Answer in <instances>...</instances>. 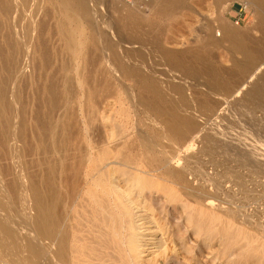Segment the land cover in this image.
<instances>
[{"label":"rangeland","instance_id":"374dc122","mask_svg":"<svg viewBox=\"0 0 264 264\" xmlns=\"http://www.w3.org/2000/svg\"><path fill=\"white\" fill-rule=\"evenodd\" d=\"M14 1H18L17 8L12 6ZM69 4L65 5L61 0H0V86L12 73L7 95L12 105L11 113L15 119L21 115L19 100L25 107L27 123L26 136L23 135L20 140L16 136V120L5 129L3 111L0 109L1 198L11 205L13 213L19 217L15 204L16 189L24 184L26 191H29L31 176H36L41 185L44 183L46 166L43 164L40 168L39 156L30 153L33 143H37L42 133L39 134V121L33 120L37 118L34 117L36 111H40L37 108L42 110L43 107L44 112L40 111L43 118L48 121L51 115L49 122L59 124L57 126L61 131L67 133L68 130L75 134V139L72 137L74 140H70L74 146L79 143L78 146H84L86 141L94 146L96 136L92 135V131L104 125L110 128L114 121L116 132L128 130L124 135H127L129 142L135 139L131 144L138 145L140 150L151 149L153 153L150 152L149 157L154 166H164L166 172L165 180H160L151 191H147L152 199L147 215L154 217L156 213V220L162 218L163 224L168 225L166 234L158 236L167 240L165 246L168 248L165 262L160 258L159 263L264 264V101L247 100L244 94L237 96V83L243 78V66L247 63L242 52L236 49L224 32L226 27L235 29L239 39L262 54L261 73L251 84L259 81L264 76V26L257 22L254 9L249 8L252 11L249 17L237 24L240 17L238 10L246 6L245 0H183L179 10L170 9L165 0H70ZM83 4L93 16L84 15ZM164 4L165 7H162ZM67 10L72 14L70 20L64 14ZM70 30L77 37L76 43L79 45L76 44V48L71 47ZM210 36L220 40V45L206 46ZM159 51L182 56L188 60V67H197L199 73L189 74L186 67L169 72V65L163 67L158 64ZM196 52H200V58L192 63V55ZM143 54L148 60L138 63L140 77L150 76L146 63H149L148 66L153 63L154 68L166 69L172 78L179 81L183 94L172 93L167 103L176 104V115L189 114L197 122L196 131L189 141L183 142L178 135H170L164 128L169 113L160 115L143 100L146 95L142 91V84L138 83L139 74L130 64L133 58L143 57ZM154 56L159 59L158 62L156 59V65ZM119 61L125 63L127 77H123L118 70L116 64ZM118 76H121L119 80ZM154 78L155 81L160 80L158 74ZM263 81L259 83L264 84ZM98 82L100 89L96 86ZM51 85L56 86L55 96L64 103L60 107L62 110L48 111ZM163 85V89L168 88L166 82ZM130 88L133 93L129 94ZM132 95L136 96L133 98ZM84 96L87 100H83ZM102 97L106 104L102 102ZM128 97H132L133 101ZM122 111L125 114H121ZM87 122L97 124V127ZM5 138L10 146L4 143ZM18 151L24 172L29 177L25 180L21 179ZM165 163L169 168L167 170L163 165ZM177 168L185 169L183 182L177 173L174 174ZM186 182L196 190L193 196L188 194ZM206 193L215 195V205H206ZM212 214L216 218H212ZM2 233L1 244L6 246ZM153 256L145 258L147 260ZM5 259L3 264H7Z\"/></svg>","mask_w":264,"mask_h":264},{"label":"bare ground","instance_id":"6f19581e","mask_svg":"<svg viewBox=\"0 0 264 264\" xmlns=\"http://www.w3.org/2000/svg\"><path fill=\"white\" fill-rule=\"evenodd\" d=\"M25 1L26 0H24V2ZM61 1L65 5H70V0ZM14 2L15 3L12 4V6L17 8L18 1ZM29 2L31 3V1H28V3ZM165 2L167 6L170 7V9L172 10H179L183 5V0H165ZM77 4H79V2H77ZM245 4L249 8L254 9L255 18L257 22L264 26V0H245ZM14 7H12V9ZM28 7L30 6L28 5ZM162 7H165V4ZM82 12L84 13V15H92L91 10L85 8L84 4ZM64 14L68 20L71 19L72 14L68 10L64 11ZM90 20L88 19V21ZM226 28L224 29L225 36L232 41L237 50L242 52L243 57L245 58L247 63L246 66H243V78L237 83V89L235 91L237 93V96L244 94L247 100L264 101V84L259 83V81L264 80V76H261L259 81L255 82L254 84H251L253 83L251 81H254L253 79L259 77L258 75L261 73L260 61L262 54H259L253 48L248 47L241 39H239L240 37L238 36V33L235 31V29L232 30L233 28ZM29 30L31 31L32 29ZM69 35L72 43L71 47L76 48L75 45L78 44L76 43L77 37H75L73 31L71 30ZM262 42L264 44V38ZM219 45L220 40L216 39L215 37L210 36L207 39L206 46L217 47ZM157 54L159 56L158 58L160 59L159 61V59L156 58L157 62L159 61L158 64L163 67L169 65V72L173 71V69L186 67L189 74H192V72L194 74L199 73L197 67H188V60H184L180 55H170L168 52L162 53L160 51ZM145 55L146 54H143V57H136L130 61V64L134 68V72L136 74H139L140 81H138V83L140 82V84H142V91L146 95L145 96L144 94H142L146 98L145 99L142 96L144 98L143 100H146L150 107L153 106L154 108H152L151 110H155L158 114L160 113L161 115L169 113L170 116L168 117L166 122H164L166 124V127H163L165 129L167 128L170 135H173V137L178 135L183 142H185L187 139L189 141L193 132L196 131L195 128L197 126V122H195L192 115H176V104L171 103L169 105L167 103L172 93L176 92L180 93L181 95L183 94V89L180 87L179 81H176V78H172L173 76H171L170 73L166 72V69L163 68L162 70H159L158 67L154 68L156 66L153 67L152 62V67L148 66L149 63H146V68L148 69L150 76L148 78L140 77L141 75L139 73L140 68L138 63L140 60H145L146 62L147 58L145 59ZM116 58L118 59V56ZM192 58V63L197 61L195 59L200 58V52L194 53L192 55ZM9 59L10 58L8 57V60ZM156 59L154 61V64L156 62ZM116 66L118 67V70L122 72L123 77L128 76V73L125 72L126 65L124 62L119 61ZM114 67L113 70L115 69ZM12 68L14 67L12 66ZM110 70L112 72V69ZM117 74L119 75L118 72ZM156 74L159 75L160 80L158 79L157 81H155L156 78L153 79V76H155ZM12 77L13 74L11 73L9 79L3 85L0 86V109L2 108V114L4 115L3 127H6L5 129H7V127H10L12 122L16 120V124L18 125L16 130V136L21 140L23 138V135L26 134L25 130L27 129H25V124H27L25 121L26 119L24 118L25 107L21 104L22 102H19V100L17 101L21 107V115L19 117H16L15 119L11 113L12 105L7 99L8 83L10 82ZM213 77L215 78V76ZM119 78H121V76H118V80ZM249 78H251V80H248ZM99 82L96 84V86L98 85V87L99 85H101ZM163 82L167 83V89H163ZM53 85H51L49 92V94L51 93L52 95L50 94L51 96L49 97L51 98H49L48 101V106H50L48 111L52 110V112L53 110L60 108L64 104L61 98H58L57 95L55 96L54 87L56 86L52 87ZM67 85L69 86V84ZM59 88L60 87H58V89ZM58 89L56 94H58ZM85 89L83 93H85ZM96 89L98 91L100 87L99 89ZM105 90L106 89L103 90V93ZM133 91L130 88V91L128 92L130 94V92L133 93ZM71 92L73 93V91ZM61 93H63V91ZM140 95L139 97H141ZM107 96H110L111 98V95L108 94ZM107 96H105V98ZM103 98L104 97L101 98L102 102ZM131 98L128 97V100ZM132 99L131 101H133ZM83 100H87L86 97ZM43 101L44 100H42V102ZM98 102L99 101H97L96 103ZM134 102H136V100ZM103 103L106 104L105 101ZM133 103L131 104L134 105ZM165 103L168 105H166ZM66 104L68 103L66 102ZM155 104L157 106H155ZM148 105L146 106L148 107ZM48 106L46 104V107ZM144 109H146V107ZM37 110H40L42 112L43 107L42 110L38 108ZM40 111H36V116L34 117L37 118H34L33 120L36 119L39 121V125L37 123L36 124L40 127L39 130L41 129L39 131V134L41 131L42 133L40 137L38 136L36 144L32 142L34 146H32V148L30 147V153L39 156L38 166L40 168L43 164H45V180L44 183L41 185V182L37 180L36 176H31V184L29 191H26V189L24 188V184L22 185L19 182L22 186H19V188H17L15 191V204L16 208L19 210V217L15 216L12 211L13 208L11 207V205L6 203L0 196V264H3V260L5 258L7 259H5V263L7 261V264H162L159 263L160 258H163L165 262L168 251L167 246H165L167 240L164 241L162 237L158 236H164L166 234L165 230L168 228V225L163 224L162 218L156 220V213L154 217L147 215V210H149V207H151L152 205V199L147 193V191H151V189H153L157 184H159L160 180H165L164 174L166 173L164 166L156 167L157 164H155L154 166V162L149 157V154H151L150 152H152V150H140L139 148H137L138 145L134 146L133 144H131L132 141L134 142L135 139L132 140L131 143L129 142V138L126 137L127 135H124L128 130L126 132L124 131V133H122L121 131H117L121 132L117 133L115 131V128L117 126H115V122H111V120L110 128H107V126L105 125L100 129L96 128V130H98L97 133H95L96 130H91L94 129L93 127L95 125V127H97V124H94L95 121L93 123L94 125L89 122L93 126H90V132L92 131V135L94 137L96 136L94 140L95 143L93 144L94 146L90 145L89 141L84 142V146L81 145L82 147L78 146L80 145V143L77 146H74L73 144H71V142L73 143V141L70 140L72 137L74 138L75 134L73 135V133L71 131L68 132V130L67 133H64L60 130V127L57 126L59 124L55 125L54 123L49 122L52 120H50V112L47 113L50 116L49 120L47 121L45 120V118H43L44 116H42V113ZM155 111H153L154 115ZM88 113L90 115V112ZM95 114L92 115L94 116ZM121 114H125L124 111H122ZM146 114H148V112ZM66 117H68V115ZM124 117L125 115L123 116V119H125ZM91 119L92 118L90 117V120ZM63 121L66 123L65 120ZM155 122H158V120H156ZM157 124L162 125L160 123ZM65 126L67 127L68 125L66 124ZM71 126L73 127V125ZM120 128H118V130ZM35 129L33 130L35 131ZM93 133H95L96 135ZM161 133H163V130ZM80 135L82 136V134ZM163 135L166 136V134ZM90 139L93 140V138ZM4 143L10 146V142L6 140V138L4 139ZM17 153L19 159L18 164L21 168V179H28L29 177L27 173L24 172L21 163V153H19V151ZM163 160L166 161L165 159ZM163 165H165V168L167 167L166 163ZM167 169L169 168L167 167L166 170ZM2 171L4 172V169ZM175 173H177L178 178L181 180V182H183L185 178V169L178 170L177 168L174 174ZM4 174L5 173H3V176ZM186 187L189 195L193 196L194 194H196V190L194 191V188L191 186V184H187L186 182ZM213 195L211 193L206 195V205H208V207L216 204L215 199H213L215 195ZM200 214L201 213L198 214L199 218H201ZM211 216L212 218H216L214 214H212ZM1 232H3V235H5L4 239L6 241V246L1 244ZM177 251L178 250H176V252ZM146 256H153V258L146 260Z\"/></svg>","mask_w":264,"mask_h":264},{"label":"built area","instance_id":"2783aa9c","mask_svg":"<svg viewBox=\"0 0 264 264\" xmlns=\"http://www.w3.org/2000/svg\"><path fill=\"white\" fill-rule=\"evenodd\" d=\"M238 12H239L240 17H239V19L237 21V24H240L241 20L247 19L249 17V15L251 14L250 9H249V7L247 5L246 6H244V5L241 6L240 9L238 10Z\"/></svg>","mask_w":264,"mask_h":264}]
</instances>
